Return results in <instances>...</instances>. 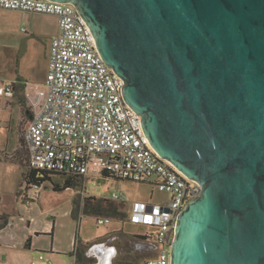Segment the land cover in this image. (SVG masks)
Wrapping results in <instances>:
<instances>
[{"label": "water", "instance_id": "1", "mask_svg": "<svg viewBox=\"0 0 264 264\" xmlns=\"http://www.w3.org/2000/svg\"><path fill=\"white\" fill-rule=\"evenodd\" d=\"M73 4L153 149L202 194L171 264H264V0Z\"/></svg>", "mask_w": 264, "mask_h": 264}, {"label": "built area", "instance_id": "2", "mask_svg": "<svg viewBox=\"0 0 264 264\" xmlns=\"http://www.w3.org/2000/svg\"><path fill=\"white\" fill-rule=\"evenodd\" d=\"M0 8L59 19V32L50 50L45 96L27 123L24 138L31 169L87 178L107 176L148 182L170 198L160 204L135 202L129 220L153 231L139 239L151 254L145 264H171V248L179 214L202 194L188 178L151 146L139 116L125 102L123 81L103 60L93 37L71 3L52 0H0ZM0 95L14 96L12 86ZM43 186V185H42ZM42 186L26 185L25 198L36 201ZM113 201L124 202L114 193ZM98 225L111 222L97 218ZM53 264L45 254L31 264Z\"/></svg>", "mask_w": 264, "mask_h": 264}, {"label": "crops", "instance_id": "3", "mask_svg": "<svg viewBox=\"0 0 264 264\" xmlns=\"http://www.w3.org/2000/svg\"><path fill=\"white\" fill-rule=\"evenodd\" d=\"M58 32L59 19L56 16L0 8V87L12 86L14 90L13 97L0 95V111L3 113L6 109H10L12 112L16 106L21 109L18 135H20L22 124H25L24 128L26 129L31 118L27 109L31 106L38 108L44 99L51 45ZM0 121L2 124L0 127V152L12 153L18 147H14L11 151L3 148L5 144H8L10 134L15 130L13 119L12 117L10 119L2 118ZM3 131H6V134ZM0 164L6 165L8 171L21 165L8 160L2 154L0 155ZM23 173L24 169L17 174L15 180L11 177L8 178L7 171L2 174L0 226L6 221L7 224L0 229V264H31L38 259L40 254H45L53 264H66L64 259L67 257H70L73 264H76V257L71 253L75 250L79 240L84 242L97 240L98 242L92 245L86 254L87 257L92 258L96 252L95 264H104L105 241L114 239L118 232H109L92 241H86L79 237L77 225L80 226L84 220L83 214L85 213L82 203L84 196L80 199L77 207L74 208V205L68 207V210L63 214L64 217L58 218L48 209L41 211V219H38L42 222L28 218L17 219L16 214H20L24 210L19 205L20 201L27 207L31 202H37L40 199L34 201L31 198H25V193L20 192L23 185L20 183V179L21 176L23 178ZM89 177L85 178V182ZM62 192H73L74 196L76 189L71 188ZM95 207L99 211H90V213L99 214L106 208L99 202H96ZM46 218L49 220L47 221ZM124 236L134 239V237Z\"/></svg>", "mask_w": 264, "mask_h": 264}, {"label": "rangeland", "instance_id": "4", "mask_svg": "<svg viewBox=\"0 0 264 264\" xmlns=\"http://www.w3.org/2000/svg\"><path fill=\"white\" fill-rule=\"evenodd\" d=\"M0 111V120L2 118L10 119L12 117L14 122V132L10 134V140L8 144L4 145L3 149L12 150L14 147L21 146L20 137L23 136L25 130V124H22L20 128V135H18V121L21 118V109L18 106L11 112L10 109H6L1 113ZM2 126L0 121V127ZM6 134V131H3ZM22 152L25 153V145L22 141ZM1 149V148H0ZM16 151V150H15ZM15 151L12 153H2L0 155H5L8 160L12 161V158L15 154ZM6 165L0 164V183L3 182V173L7 171L8 178L11 177L14 180L17 178V174L25 168L21 165L15 167L13 170H6ZM53 181L55 183H62L61 176H54ZM20 183H23L22 189L20 188L21 193H25V183L21 176ZM76 192H56L53 189V184L51 182H46L43 184L41 189V197L37 202H31L29 206H24L23 202H19L22 210L20 214H16L17 219L25 218L33 221L41 219L42 210H51L53 215L58 216V218L64 217V213L68 210L69 206L74 208L79 205L80 199L84 197H93L95 200L106 208L101 211L99 214L89 213L83 214L84 220L81 225H77V232L79 237H82L83 240L92 241L99 239L107 235L109 232H118L115 238L112 240L105 241V255L104 264H115L120 262L124 257L127 256L128 264H145L146 261L151 257V254L142 249L135 250L132 246L128 245L126 248V253H122V241L125 239V236L134 237L136 235H144L148 232L153 231L150 227H145L142 225H137L132 223L129 220L131 215L132 206L135 202H144L147 204L162 203L163 201L170 198V196L162 192L158 187L153 186L148 182H135L130 180H119L114 179L108 176L99 175L96 177H89L84 185H79L76 188ZM85 193V194H83ZM114 193L124 194L126 200L124 202H113L111 197ZM19 198V196H18ZM82 201V200H81ZM83 203V201H82ZM115 212V213H114ZM109 217L111 222L105 225H98L96 220L97 218H106ZM40 218V219H38ZM48 221L49 218H46ZM62 220V219H61ZM76 220V219H75ZM39 222H42L41 220ZM5 223V222H3ZM41 224V223H40ZM119 232H122L119 234ZM124 234V235H123ZM135 240V239H133ZM119 253V255H118ZM92 255V258H97V255ZM97 260V259H96ZM66 264H73L72 259L67 257L64 259Z\"/></svg>", "mask_w": 264, "mask_h": 264}, {"label": "trees", "instance_id": "5", "mask_svg": "<svg viewBox=\"0 0 264 264\" xmlns=\"http://www.w3.org/2000/svg\"><path fill=\"white\" fill-rule=\"evenodd\" d=\"M29 111V114L31 116L33 115L31 108L27 109V112ZM21 140V146L16 149L15 154L12 158V161L21 164L26 170L23 173V181L26 185H37V186H42L46 182H51L53 184V189L56 192H62L67 189L71 188H76L79 185H84L85 183V178L80 177L77 175H70L66 173H58V172H51V171H46V170H35L31 169L28 165V149H27V144L24 138V134L22 137H20ZM22 141L25 145V150L26 152H22ZM107 176L106 174H104ZM54 176H61L62 177V183H55L53 181ZM109 177V176H108ZM96 200L93 197H84L83 200V208L84 212L86 214H89L90 211H95L98 212L99 210L95 207L96 205ZM98 203V202H97ZM98 210V211H97ZM115 213V212H114ZM7 224V221L0 226V229L4 228ZM145 236H140L136 235L134 236V241L137 243L138 246L139 244L138 240L139 239H144ZM98 241H93V242H84V241H78V244L75 248V250L71 253L72 256L76 257V264H95L96 259L95 258H90L87 257V250L97 243ZM115 264H120L119 262Z\"/></svg>", "mask_w": 264, "mask_h": 264}, {"label": "flooded vegetation", "instance_id": "6", "mask_svg": "<svg viewBox=\"0 0 264 264\" xmlns=\"http://www.w3.org/2000/svg\"><path fill=\"white\" fill-rule=\"evenodd\" d=\"M128 245L132 246L135 250L138 251V249H141L140 246L137 245V243L132 240V239H128V238H125L123 241H122V249H121V252L124 254L126 253V248L128 247ZM119 255V253H118ZM127 256L124 257L119 263L120 264H128V261H127Z\"/></svg>", "mask_w": 264, "mask_h": 264}]
</instances>
